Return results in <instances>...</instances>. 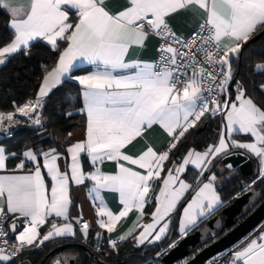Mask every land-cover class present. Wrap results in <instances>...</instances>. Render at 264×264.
<instances>
[{
  "label": "snow or ice",
  "instance_id": "obj_1",
  "mask_svg": "<svg viewBox=\"0 0 264 264\" xmlns=\"http://www.w3.org/2000/svg\"><path fill=\"white\" fill-rule=\"evenodd\" d=\"M104 5L105 0H28L27 4L0 0V7L11 15L9 27L13 30L11 41L0 46V65L20 51L27 54L31 44L39 40L59 52L55 66L43 76L35 100L17 106L14 112H0V132L11 135L19 125L17 113L33 125H42L44 98L65 78L75 79L82 86L80 111L86 115V139L66 149L71 157L70 173L61 172V153L56 149L38 152L27 148L22 156L34 163V169L26 174L0 175V264H15L26 250L39 249L56 238L74 237V223L80 225L79 231L87 239L89 223L82 216L69 221L70 180L77 185L86 180L94 182L90 195L98 205L97 224L107 233L134 210L138 213L125 233L109 239L113 250L129 237L137 247L167 238L171 215L193 191V185L182 178L188 166L198 175L194 194L182 209L178 228L181 238L223 205L216 174L206 176L216 158L229 155L233 148L246 150L258 158L260 167L257 179L245 188L264 182V106L247 96L239 81L235 82V100L218 99L232 82L231 62L239 58L242 47L258 30H264V0H127V6L116 13ZM73 10L75 23L69 16ZM181 10H201L206 16L187 39L177 35L166 19ZM150 34L162 41L157 49L160 61L128 60L130 50L142 48ZM60 42L66 44L63 50ZM82 62L95 65V70L73 77V69ZM256 67L264 70V64ZM260 87L264 90V85ZM221 112L226 123L218 133L217 144L203 151L189 149L179 160L172 157L173 150L206 114ZM157 125L170 137L163 151L157 152L145 141V148L136 156L127 154L128 146ZM234 132L250 139H230ZM6 152L0 146V170L6 169L9 158L16 157ZM82 153L90 158L94 171L83 170ZM105 161L116 163L115 173L102 171L100 165ZM16 167L24 169V160ZM226 167L232 169L231 164ZM42 168L51 177L50 195ZM157 182H161L159 191L151 197ZM105 190L118 193L122 205L118 213L106 205L101 195ZM151 202L154 210L146 213V205ZM146 215L150 217L147 223L143 222ZM50 217L65 222L58 225L52 219L42 234L40 228ZM101 235L96 233L98 239ZM175 245L173 241L167 249H161L155 259ZM241 262L264 264V231L233 251L227 264ZM210 264H216V258Z\"/></svg>",
  "mask_w": 264,
  "mask_h": 264
},
{
  "label": "trees",
  "instance_id": "obj_2",
  "mask_svg": "<svg viewBox=\"0 0 264 264\" xmlns=\"http://www.w3.org/2000/svg\"><path fill=\"white\" fill-rule=\"evenodd\" d=\"M262 31L258 30L257 34ZM12 38L13 31L9 27V17L0 7V46L6 45ZM64 45L65 43L60 42V50ZM58 55L59 52L53 50L48 44L43 41H37L31 44L27 54H25V51H20L13 58L7 60L5 64L0 65V112H13L17 106H22L28 101L35 99L43 76L55 65ZM231 63L234 67L232 79H235V82H240V86L245 89L246 95L251 97L258 105L264 106V91L260 87L264 85V70H257L256 67L264 64V34L254 40L250 39L242 47L239 58ZM80 107L79 84L72 79L63 80L61 85L44 99L43 123L40 127H28L26 126V121L23 120L18 129L14 130L7 138L1 140L7 153L16 154L15 158L7 160L8 165L13 167L16 161L19 160L22 150L27 147L35 146L37 150L46 148L64 150L71 142L70 132L84 123V117L81 114L69 115L70 112ZM217 129V118L210 114L205 115L197 127L189 130L186 137L177 145V149L173 150L172 157L179 159L190 148L201 149L213 144L218 137ZM252 187L261 190L262 197H264V182L258 181ZM230 197L231 194L223 189L222 199L226 200ZM204 222L205 220L201 221L192 231L201 227ZM174 237L163 241L161 246H167ZM59 243H66V241H56L39 249L26 251L19 258L28 256L33 261V264H39L49 250L52 249V246ZM159 247L151 246L148 252L153 253ZM132 248L138 247L131 242L122 243L119 247L120 250ZM65 251L79 256L76 264H99L94 261L93 255L79 246L72 245ZM141 262L142 260L140 259H134L117 264H140ZM142 264L158 263L150 261Z\"/></svg>",
  "mask_w": 264,
  "mask_h": 264
},
{
  "label": "crops",
  "instance_id": "obj_3",
  "mask_svg": "<svg viewBox=\"0 0 264 264\" xmlns=\"http://www.w3.org/2000/svg\"><path fill=\"white\" fill-rule=\"evenodd\" d=\"M17 2H22V3L27 4L28 0H17ZM104 6L110 12L116 13V12L121 11L124 7L127 6V0H105ZM1 8L7 13V15L9 17V24H10V20H11L10 13L7 10H5L3 7H1ZM64 10L68 11V8L65 7ZM69 16H70V20L72 23L77 22V15H76V12L74 10L69 11ZM205 17H206L205 13L201 10H197L196 12H193L191 10H181L175 14L170 15L166 19H167V22L169 23V25L173 28V30L179 36H181L182 38H187L189 36V34L193 30H195V28H197V26L200 24L201 20ZM39 41H43V40H39ZM43 42L47 44L46 41H43ZM157 46H158L157 37L154 34H150L148 36L147 40L145 41V44L142 48L133 47L130 50V53L128 55V60H141L144 62L152 63L155 61L156 56H157ZM64 47H66V44L61 48V50H63ZM57 60H58V57H57ZM236 60H233L232 62H234ZM94 70H95V65L88 64L87 62H82V63L77 64V67L73 69L71 75L73 77L78 76V75H84V74H88ZM232 70L234 73L233 65H232ZM65 79H67V78H65ZM72 80L76 81L75 79H72ZM41 82H42V80H41ZM76 82L79 84L78 81H76ZM60 85H57L55 88L51 89L49 91L48 95L50 93H52V91H54ZM79 86H80L81 107L70 112V113L71 114H81L84 117V123L82 126L77 127L70 132L71 142L64 148V150H58V149L54 148L59 153H61V158L58 160V164L60 166L61 172L68 171L70 173L71 157H70V154L66 153L67 147H69L73 143H76L78 141H83L86 139V115L80 111V109H82V107H83V95H82L83 88L80 84H79ZM39 87H40V85H39ZM38 90H39V88L37 89V93H38ZM37 93H36V95H37ZM236 94H237V85L234 83L232 91L229 90V85H228V90L226 93H224L226 99L235 100ZM33 100H35V99H33ZM17 117L22 119V120H26V118H22L20 116H17ZM225 123H226V120H225V118H223L222 128L224 127ZM222 128H221V130H222ZM226 138H228L227 135H226ZM218 139H219V136L217 137L216 141L210 145L217 144ZM230 139L244 141V140L250 139V137L245 136L244 134L239 133V132H234L231 134ZM145 141L150 143L157 152H161L165 149L166 145L169 143L170 137L158 125L153 126L151 129L147 130L143 139L138 138L133 144H131L130 146L127 147V149H126L127 154L136 156L140 151H142L145 148ZM0 146H3L5 148L4 144L1 142V139H0ZM208 146L203 147L201 149H198V148H190V149H195L197 151H203V149L204 148L206 149ZM27 148L37 150L36 149L37 147H35V146L34 147H27ZM27 148L22 150V152L20 153L19 160L16 161V163L13 167H10L6 161V169L0 170V175L26 174L27 172L33 170L34 169V163L28 162L22 156V153ZM49 149H53V148H46V149L37 150V151L43 152V151H47ZM188 150L185 153H183V155L180 158H182L188 152ZM7 154L8 153L6 152V155ZM179 159H177V160H179ZM22 160H24V162H25V168L24 169H17L16 166ZM81 162L83 165V170L86 173L94 171V166L91 165L90 158L87 157V155L85 153L81 154ZM41 163H43L42 157H41ZM167 166L172 167L171 164H168ZM100 167H101L102 171L105 173H115V171L117 170V165L115 162L105 161L104 163H102L100 165ZM133 167L135 168V166H133ZM259 167H260V165H259ZM42 172L45 173V183L48 186L49 195H50V189H51V184H52L51 177L46 174V170L43 168H42ZM162 175H163V173H162ZM197 175H198V171L196 169H194L192 166H188L187 174L184 175L182 178L185 179L188 183L193 185V191H190L185 195L184 199L181 201V203L177 206L174 213L171 215V223H170V228H169L168 233H167V238H165L161 242H157L155 244H147L146 243L147 245L161 246V243L163 241L168 240L171 237L175 236L173 238V240L167 245V246H169L173 241L177 242L181 238V234L178 231V228H179V221H180L181 214H182V209H183L184 204L187 202V200H190L191 196L194 194V189L196 187L195 181H196ZM93 183L94 182L91 180H86L85 183L77 185V184H75V182H73L71 180L69 181V195L71 198V205L69 208V221H74V218L82 216V218L85 221H87L90 225L88 238L91 239L92 241H99L104 246L111 247L108 243L109 239L115 240L118 236L125 233L127 231V229L131 226L132 222L136 219V216L138 213L135 210L133 212H131L130 215L126 219H124L118 223L117 228L112 233H107L106 230L99 228L98 224H97L98 216L96 213V207L98 205L93 202L92 196L90 195V189L92 188ZM160 183L161 182H157V184L154 186L155 190H154V192L150 193L151 197H154V195L156 193H158ZM217 192L220 195L221 200L223 201V205H224L228 199L223 200L222 199V191H217ZM101 195H102L106 205L108 206V208L111 211H113L114 213H118L121 210L122 205L119 203L118 193L105 190V191L101 192ZM154 207H155L154 202H151L149 205H146V209H145L146 213H150L151 211H153ZM221 207H219V209ZM211 216H209L208 218H210ZM52 219H55V221L58 225L65 222L63 220V218L50 217L48 224H46L45 226L40 228V232L42 234L48 230V227H50V223H51ZM203 220H206V219H202L201 221H203ZM149 221H150V217L146 215L143 222L147 223ZM9 223H11V220H9ZM5 227H7V225H5ZM192 230L188 231V233L192 232ZM261 231H264V221L255 230H253L246 237H244L241 241H239L237 244H235L234 246H232L231 248L228 249V252L230 254L231 259H232V252L233 251H238L241 248H243L245 246V244L250 239L259 236ZM97 232L102 234L99 239L96 236ZM77 235H82V234L80 231H76L75 236H77ZM72 238L73 237L56 238L52 241L46 242L44 245L49 244V243H53L56 241L71 242ZM125 242H131L134 246H136L135 241L131 237H129L126 241H122V243H125ZM15 264H33V261L28 256H25V257L17 259L15 261ZM241 264H242V262H241Z\"/></svg>",
  "mask_w": 264,
  "mask_h": 264
},
{
  "label": "water",
  "instance_id": "obj_4",
  "mask_svg": "<svg viewBox=\"0 0 264 264\" xmlns=\"http://www.w3.org/2000/svg\"><path fill=\"white\" fill-rule=\"evenodd\" d=\"M263 34L264 30L252 39ZM234 83L235 79H232L230 91ZM227 164H231L232 169H228ZM209 167L206 176L215 173L217 191L225 189L231 197L201 227L180 238L174 248L165 252L161 258L162 264H183L184 261L188 264H203L209 257L237 244L264 221V197L261 190L245 188L258 176V158L246 150L233 148L229 155L216 158ZM72 245L85 249L74 242L55 244L39 264H55L57 260H60V264H76L79 256L65 251ZM94 261L110 264L97 257H94Z\"/></svg>",
  "mask_w": 264,
  "mask_h": 264
},
{
  "label": "built area",
  "instance_id": "obj_5",
  "mask_svg": "<svg viewBox=\"0 0 264 264\" xmlns=\"http://www.w3.org/2000/svg\"><path fill=\"white\" fill-rule=\"evenodd\" d=\"M205 19H206V17L201 20L200 24L204 23ZM199 25L197 26V28H195V30H193L189 34V36L187 38H189L194 31H197ZM146 30H148V29L146 28ZM172 30H173V28H172ZM187 38H185V39H187ZM157 39H158V46H157V49H158V47L160 46L162 41L158 37H157ZM159 61H160V53L157 50V56H156V59H155L154 62H159ZM188 75H191V72H189ZM206 95H207V93H206ZM218 99H220V100L226 99L224 93L220 94L218 96ZM43 105H44V102H43ZM42 111H43V106L40 109L41 115H42ZM211 116H214V117L217 118V123H218L217 132L219 133L221 128H222V125H223L224 113L221 112V113H218L216 115H211ZM25 121H26V126H28V127H40L41 126V125H39V126L38 125H33L28 118H26ZM20 126L21 125H18L17 128L13 129L11 131V134H12V132L14 130L18 129ZM8 136H10V135L5 134L3 132H0V139L1 140L7 138ZM203 150H205V148ZM77 218H79V217H77ZM74 227L77 229V231H79L80 225L74 223ZM12 239L14 240L15 238L12 237ZM71 242L80 244L81 246H83L86 249V251H88L94 257L100 258V259H102V260H104L106 262H110V263H113V264H117V263H121V262H125V261H130V260H134V259L142 260V262L140 264L146 263V262H150V261H154V262H156L158 264H162L161 258H162L163 255L157 260V259H155L156 253L160 252L161 249H167L168 248L167 246H160L158 248V250H156L153 253H150V252H148V249L151 246L145 244V245H142V246H140L138 248H132V249H126V250L122 249L123 250L122 251V250L119 249V247L122 244V242H118L117 249L113 250L111 247H105L99 241H92L88 237H87V239H85V237L82 236V235L74 236L71 239ZM98 248H99V250H98ZM26 251H31V250H26ZM213 258H216V264H227V262L231 260V257H230V254H229L228 250H224V251H222L220 253L215 254L212 257H209L203 264H210V262L213 260Z\"/></svg>",
  "mask_w": 264,
  "mask_h": 264
},
{
  "label": "rangeland",
  "instance_id": "obj_6",
  "mask_svg": "<svg viewBox=\"0 0 264 264\" xmlns=\"http://www.w3.org/2000/svg\"><path fill=\"white\" fill-rule=\"evenodd\" d=\"M19 120V125H21V121H23L22 119L20 118H17ZM25 121V120H24Z\"/></svg>",
  "mask_w": 264,
  "mask_h": 264
},
{
  "label": "bare ground",
  "instance_id": "obj_7",
  "mask_svg": "<svg viewBox=\"0 0 264 264\" xmlns=\"http://www.w3.org/2000/svg\"><path fill=\"white\" fill-rule=\"evenodd\" d=\"M17 116H20V117H22V118H26V117H23V116H21V115H20V114H18V113L16 114V117H17ZM17 118H18V117H17Z\"/></svg>",
  "mask_w": 264,
  "mask_h": 264
}]
</instances>
